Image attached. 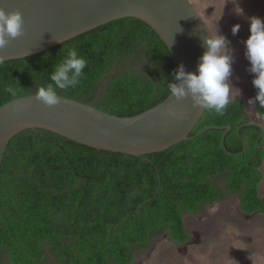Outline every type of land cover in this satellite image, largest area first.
<instances>
[{
    "label": "trees",
    "instance_id": "1",
    "mask_svg": "<svg viewBox=\"0 0 264 264\" xmlns=\"http://www.w3.org/2000/svg\"><path fill=\"white\" fill-rule=\"evenodd\" d=\"M75 48L87 60L76 88L59 95L111 115L132 117L164 101L176 70L161 38L125 18L42 53L0 63V108L51 83ZM254 97L257 89L250 84ZM12 89V91H8ZM253 123L242 99L223 115L208 109L192 140L134 157L97 150L43 129L17 134L0 170V264H134L167 236L191 241L187 215L235 197L246 215L264 216V107ZM232 126L226 130L219 127Z\"/></svg>",
    "mask_w": 264,
    "mask_h": 264
},
{
    "label": "water",
    "instance_id": "2",
    "mask_svg": "<svg viewBox=\"0 0 264 264\" xmlns=\"http://www.w3.org/2000/svg\"><path fill=\"white\" fill-rule=\"evenodd\" d=\"M0 8L19 11L24 19L23 34L0 49L3 62L42 53L113 21L136 18L165 43L176 70L183 64L194 72L206 51L203 40L212 34L189 0H0ZM205 110L194 107L190 96L177 100L171 94L132 117L111 115L64 97L51 107L35 95L19 98L0 108V170L10 141L25 130L43 129L90 148L141 157L215 129L190 137ZM218 129L226 130L222 146L228 152L225 137L232 126Z\"/></svg>",
    "mask_w": 264,
    "mask_h": 264
},
{
    "label": "rangeland",
    "instance_id": "3",
    "mask_svg": "<svg viewBox=\"0 0 264 264\" xmlns=\"http://www.w3.org/2000/svg\"><path fill=\"white\" fill-rule=\"evenodd\" d=\"M197 12L208 24L213 36L219 32L231 41L235 63L230 78L234 87L230 100L242 99L245 109L253 123L262 124L256 114L251 82L253 74L247 70L244 41L250 35L249 18H264V0H237L243 9V15L234 11L235 0H189ZM240 25L237 35L232 27ZM264 174V165L262 168ZM260 195L264 197V179L260 186ZM186 228L191 241L178 246L167 236L153 242L150 250L141 252L134 264H264V216L246 215L239 209L235 197L206 207L201 215H187ZM48 264H57L49 258Z\"/></svg>",
    "mask_w": 264,
    "mask_h": 264
},
{
    "label": "clouds",
    "instance_id": "4",
    "mask_svg": "<svg viewBox=\"0 0 264 264\" xmlns=\"http://www.w3.org/2000/svg\"><path fill=\"white\" fill-rule=\"evenodd\" d=\"M234 11L243 15V9L234 2ZM250 35L244 41L245 57L249 61L248 71L253 74V86L257 89L255 97L249 98V104L264 107V18H249ZM240 25L232 27V34L239 33ZM24 32V19L19 11L8 13L0 8V49L5 48L10 38H16ZM206 51L200 57L196 71H186L181 64L173 73L168 85L169 92L177 100L191 97L194 107H202L216 114L223 115L232 93L236 88L231 82L235 63L234 49L231 41L220 32L213 36L209 33L203 40ZM4 57L0 56V63ZM87 67V60L75 48L69 50L67 56L58 63L50 76L51 83L38 88L35 98L51 107L60 103L58 90L76 88ZM12 91V89H8Z\"/></svg>",
    "mask_w": 264,
    "mask_h": 264
}]
</instances>
